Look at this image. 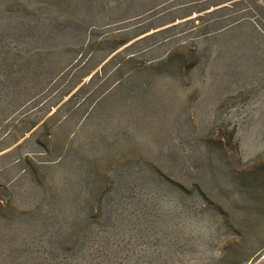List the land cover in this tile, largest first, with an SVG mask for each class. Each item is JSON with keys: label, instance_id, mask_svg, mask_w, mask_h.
<instances>
[{"label": "rangeland", "instance_id": "374dc122", "mask_svg": "<svg viewBox=\"0 0 264 264\" xmlns=\"http://www.w3.org/2000/svg\"><path fill=\"white\" fill-rule=\"evenodd\" d=\"M0 264H264V0H0Z\"/></svg>", "mask_w": 264, "mask_h": 264}]
</instances>
